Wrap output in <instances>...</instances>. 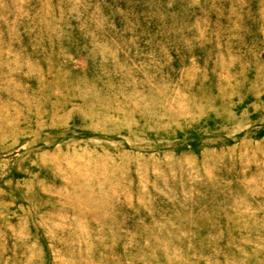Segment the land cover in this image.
Returning <instances> with one entry per match:
<instances>
[{
  "label": "rangeland",
  "instance_id": "rangeland-1",
  "mask_svg": "<svg viewBox=\"0 0 264 264\" xmlns=\"http://www.w3.org/2000/svg\"><path fill=\"white\" fill-rule=\"evenodd\" d=\"M0 264H264V0H0Z\"/></svg>",
  "mask_w": 264,
  "mask_h": 264
}]
</instances>
